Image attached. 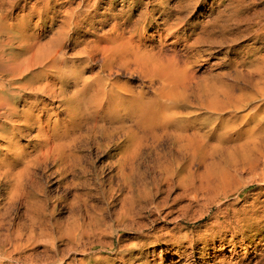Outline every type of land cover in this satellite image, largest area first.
I'll return each instance as SVG.
<instances>
[{
    "label": "rangeland",
    "instance_id": "1",
    "mask_svg": "<svg viewBox=\"0 0 264 264\" xmlns=\"http://www.w3.org/2000/svg\"><path fill=\"white\" fill-rule=\"evenodd\" d=\"M198 1L195 7L182 5L179 0H0V18L9 26L0 29V42L10 41L5 48L7 54L22 60L26 57L24 47L37 41L38 46L54 49L58 54L54 67L53 64L46 69L35 67L30 77L13 81L7 91L17 111L11 118L8 113L0 118V128L6 130L0 131V168L4 173L0 177V264H264V112L254 109L261 102L251 103L250 108L238 114V134L232 131L222 138L220 133L225 126L220 120H229V111L213 114L195 105L203 96L222 98V94L232 93L230 83L237 78V71L242 73L237 75L241 80L258 77L257 64L261 66L264 61L252 62L253 54L257 50L255 54H262L263 58L264 44L252 40L253 27L243 24L237 29L236 22L250 16L257 18L254 23H264V0H225L221 6L218 0ZM185 5L190 9L184 8ZM221 12L225 18L230 13L239 15L230 23L232 34L237 37L234 44L212 49L206 43L193 45L197 36L206 37L209 28L220 36L218 25L225 19ZM179 17L183 19L181 22ZM214 20L220 21L219 24H214ZM18 23L26 36L16 32ZM116 26L122 41L129 40L135 47L129 48V44L125 47L128 54L122 63L108 60L102 50L110 38L117 36ZM171 26L179 28L173 32ZM171 53L178 57L176 61ZM146 55H151V59ZM161 59L167 60L164 65ZM174 62H178L174 66L178 64L179 70L172 66ZM159 64L162 69L171 64L169 73L159 69ZM145 65L149 67L148 73ZM185 65L188 72L182 71ZM155 70L162 75H172L173 70L188 74L186 81L183 76L184 84L187 82L183 87L191 83L189 92L181 88L184 84L180 81L174 80L181 85L173 82L174 88L165 86L162 80L159 84L160 75ZM39 72L44 73L45 83L50 82L47 94L31 90L30 85L37 84L33 78ZM176 85L180 97L188 94L184 96L187 100L174 95ZM239 85L246 90L241 93L234 88L235 95L239 92L237 96L246 99L255 93L251 84ZM169 87L174 89L173 95ZM167 89L175 106L165 96ZM187 125L197 126L211 137L182 161L178 160L182 162L178 164L174 156L179 143L168 139L171 136L166 133ZM154 130L162 138L161 143L150 140ZM165 136H170L169 141ZM170 141L177 148L173 144L171 147ZM168 145L169 151L165 148ZM155 147L158 151L164 148L163 152L160 150L162 155L158 152L160 157L155 156ZM157 162L167 163L160 169ZM125 164L132 166L128 168ZM139 171H142L139 175L135 173ZM217 225H223V230L219 232ZM217 234L220 237L216 240Z\"/></svg>",
    "mask_w": 264,
    "mask_h": 264
},
{
    "label": "bare ground",
    "instance_id": "2",
    "mask_svg": "<svg viewBox=\"0 0 264 264\" xmlns=\"http://www.w3.org/2000/svg\"><path fill=\"white\" fill-rule=\"evenodd\" d=\"M42 1V0H41ZM46 2H47V0H45ZM49 1V0H48ZM138 1V0H137ZM160 1V0H159ZM180 2H181V4L182 3H185V4H188V5H190V6H192V5H195V7H197V5H198V3H199V1L198 0H179ZM235 1V0H234ZM56 2V1H55ZM150 2V1H149ZM179 2V3H180ZM218 4L221 6V5H223L224 3H225V0H218ZM231 2V1H230ZM236 2V1H235ZM51 3V2H50ZM155 3V2H154ZM161 3V2H160ZM47 4V3H46ZM156 4V3H155ZM158 4V3H157ZM163 4V3H162ZM231 5H232V3H230ZM236 4H238V3H236ZM54 5V4H53ZM149 5V4H148ZM183 5V4H182ZM181 5V6H182ZM188 5H185V7L184 8H186V9H190V7L188 6ZM229 5V4H228ZM230 5V6H231ZM233 5H234V3H233ZM232 5V6H233ZM35 6V5H34ZM33 6V7H34ZM97 6V5H96ZM230 6L228 7V8H230ZM13 7V6H12ZM32 7V8H33ZM45 7V6H44ZM43 7V8H44ZM135 7V6H134ZM155 7V6H154ZM160 7V6H159ZM183 7V6H182ZM25 8V7H24ZM46 8V7H45ZM73 8V7H72ZM180 8V7H179ZM49 9V8H48ZM52 9V8H51ZM137 9V8H136ZM150 9V8H149ZM181 9V8H180ZM183 9V8H182ZM225 10H226V8H224ZM234 9H236V10H238V8H234ZM233 9V10H234ZM242 9V8H241ZM240 9V10H241ZM10 10V9H9ZM35 10H37V9H35ZM66 10V9H65ZM96 10V9H95ZM150 10H152V9H150ZM149 10V12H151ZM154 10V9H153ZM224 10V11H225ZM228 10V9H227ZM235 10V12H237ZM75 11V10H74ZM94 11V10H93ZM144 12L146 11V10H143ZM142 11V12H143ZM165 11V10H164ZM168 11V10H167ZM243 11V10H242ZM32 12V11H31ZM57 12V11H56ZM55 12V13H56ZM76 12V11H75ZM169 12V11H168ZM230 12H231V10H230ZM35 13V12H34ZM38 13V12H37ZM39 13H40V11H39ZM141 13V12H140ZM218 13H220L219 11H218ZM222 13L223 12H221V16L222 17H224V15H222ZM226 13V12H225ZM228 13V12H227ZM231 13H233V12H231ZM230 13V15L229 16H227L225 19H223L222 18V21L221 22H223V24L220 22V21H218V22H220V24H221V26L220 25H218L220 28V33H219V37H217L216 36V33H215V31L214 30H211L210 28H209V33L208 34H205L206 35V37H199V36H197V39L195 38H193L194 40L193 41H195L196 40V43H194L193 42V45L195 44H197L198 46H199V44H205L206 43V45L210 48V49H212V48H214V47H219V46H230V45H232V44H234V42L236 41V39H237V37L235 36V35H233L232 33V31H231V27L230 26H232L231 24V20H232V18L233 17H238V16H234L235 14H231ZM246 13H247V11H246ZM65 14V13H64ZM63 14V15H64ZM72 14H74V13H72ZM144 14V13H143ZM224 14V13H223ZM248 14H250L249 12H248ZM254 14V13H253ZM252 14V15H253ZM61 15V14H60ZM141 15V14H140ZM147 15H148V12H147ZM237 15V14H236ZM2 16V15H1ZM32 16V15H31ZM82 16V15H81ZM143 16V15H142ZM145 17H146V15H144ZM143 16V17H144ZM219 16V15H218ZM248 16V15H247ZM28 17V16H27ZM78 17V16H77ZM119 17V16H118ZM148 17V16H147ZM217 17V16H216ZM39 18V17H38ZM116 18V17H115ZM114 18V19H115ZM166 18V17H165ZM218 18V17H217ZM221 18V17H220ZM220 18H218V19H220ZM147 19V18H146ZM176 19V18H175ZM178 19V18H177ZM179 19H180V21L179 22H181V17H179ZM178 19V20H179ZM216 19V18H215ZM217 19V20H218ZM255 19H257V18H251L250 16H248V17H246V16H244V17H241V18H239L238 20H237V22H236V26H237V29H239L241 26H243V24H245V25H247V28H248V25H250L249 27L250 28H252L253 27V29H252V31H253V36H252V40H255L256 42H257V44L258 43H260V44H264V23H261V22H257L256 21V23H254L255 22ZM8 20H9V18H8ZM63 20H65L64 18H63ZM67 20V19H66ZM78 20V19H77ZM107 20V19H106ZM117 20V19H116ZM167 20V19H166ZM172 20V19H171ZM177 20V21H178ZM183 20V19H182ZM216 20V21H217ZM6 21H7V19H6ZM43 21V20H42ZM93 21V20H92ZM91 21V22H92ZM108 21V20H107ZM157 21V20H156ZM173 21V20H172ZM176 21V22H177ZM185 21V20H184ZM183 21V22H184ZM215 20L213 21V23L214 22H216ZM234 21V20H233ZM0 29H4V28H2V27H6V26H8V25H6L5 26V24L4 23H2V22H4V20L3 19H1L0 18ZM9 22V21H8ZM23 22V21H22ZM68 22V21H67ZM71 22V21H70ZM77 22V21H76ZM80 22H82V21H80ZM144 22V21H143ZM218 22H216V23H218ZM6 23V22H5ZM14 23V22H13ZM29 23H30V21H29ZM29 23H27V24H29ZM73 23V22H72ZM75 23V22H74ZM118 23V22H117ZM164 23V22H163ZM171 23H173V22H171ZM174 23H175V20H174ZM178 23V22H177ZM216 23H214V24H216ZM231 23V24H230ZM234 23V22H233ZM8 24V23H7ZM103 24V23H102ZM121 24V23H120ZM125 24V23H124ZM139 24H140V22H139ZM139 24L138 25H134V26H139ZM142 24V23H141ZM145 24V23H144ZM165 24V23H164ZM179 24V23H178ZM184 24V23H183ZM219 24V23H218ZM235 24V23H234ZM253 24V25H252ZM19 25V23L17 24V26ZM68 25V24H67ZM90 25H91V23H90ZM130 25V24H129ZM148 25V24H147ZM181 25V24H180ZM20 26V25H19ZM19 26H18V29H15V30H17L16 32L19 34V32L20 33H22L23 34V32L22 31H20L19 30ZM45 26V25H44ZM79 26V25H78ZM128 26V25H127ZM132 26V25H131ZM169 26H170V24H169ZM179 26V25H178ZM181 26H183V25H181ZM180 26V27H181ZM217 26V25H216ZM255 26H257L258 28L256 29H254V27ZM9 27V26H8ZM25 27V26H24ZM120 28H122L121 26H119ZM146 27V26H145ZM172 27V26H171ZM177 29L179 28V27H177V26H175ZM212 27V26H211ZM214 27V26H213ZM234 27V26H233ZM246 27V26H245ZM22 28V27H21ZM28 28V27H27ZM112 28H113V26H112ZM111 28V29H112ZM126 28V27H125ZM134 28H136V27H134ZM139 28V27H138ZM167 28V27H166ZM165 28V29H166ZM173 28V32L176 30V28H174V27H172ZM216 28V27H215ZM246 28V29H247ZM249 28V29H250ZM13 29V28H12ZM24 29V28H23ZM70 29H72V28H70ZM69 29V30H70ZM80 29V28H79ZM89 29H90V27H89ZM127 29H129V28H127ZM126 29V30H127ZM141 29V28H140ZM139 29V30H140ZM144 29V28H143ZM168 29V28H167ZM175 29V30H174ZM218 29V28H217ZM28 30V29H27ZM153 30V29H152ZM183 30V29H182ZM186 30V29H185ZM242 30V29H241ZM125 31V30H124ZM132 31H133V29H132ZM132 31L130 32V33H132ZM141 31V30H140ZM161 31V30H160ZM167 31V30H166ZM171 31V30H170ZM200 31V30H199ZM203 31H205V29H203ZM218 31V30H217ZM250 31V30H249ZM8 32V31H7ZM10 33H12L11 31H9ZM33 32V31H32ZM67 32H69V31H67ZM114 32H115V34H117V36L114 38V39H112V38H110L111 40H110V42H108L109 44H107V45H105L104 47H103V53L106 55V58H108V60H115L116 62H119V63H122V61L124 60V59H126L125 58V55L126 54H128V52H127V50L125 51V47L129 44V48H130V46L132 47V49L133 48H135L130 42H129V40H123L122 41V38H121V34H119V29H118V26H116L115 28H114ZM126 32V31H125ZM129 32V31H128ZM138 32V31H137ZM163 32V31H162ZM161 32V33H162ZM172 32V33H173ZM207 32V31H206ZM246 32V31H245ZM27 33V35H28V32H26ZM77 33H78V31H77ZM107 33H108V31H107ZM205 33V32H204ZM243 33V32H242ZM1 34H3V33H1ZM17 34V35H18ZM33 34V33H32ZM104 34V33H103ZM112 34V33H111ZM133 34V33H132ZM167 34V33H166ZM201 34V33H200ZM199 34V35H200ZM16 35V34H15ZM23 35H25V34H23ZM105 35V34H104ZM103 35V36H104ZM108 35V34H107ZM133 35H135V34H133ZM138 35V34H137ZM154 35V34H153ZM161 35V34H160ZM1 36V35H0ZM8 36V35H7ZM12 36H13V34H12ZM26 36V35H25ZM35 36V35H34ZM34 36H32V37H34ZM169 36V34L167 35V37ZM201 36V35H200ZM6 37V36H5ZM14 37V36H13ZM21 37H23V36H21ZM36 37V36H35ZM105 37V36H104ZM123 37V36H122ZM164 37V36H163ZM166 37V38H167ZM181 37V36H180ZM193 37V36H192ZM1 38V37H0ZM7 38V37H6ZM158 38V37H157ZM3 39V38H2ZM22 39V38H21ZM38 39V38H37ZM1 40V39H0ZM6 40V39H5ZM15 40V39H14ZM28 40H30V39H28ZM34 40V39H33ZM109 40V39H108ZM136 40V39H135ZM192 40V39H191ZM95 41V40H94ZM160 41V40H159ZM164 41V40H163ZM103 42V41H102ZM161 42V41H160ZM9 43H10V41H9ZM9 43H4V42H0V118H1V116L2 115H6V113H8L9 114V116H10V118H11V115H13L14 114V112H16L17 110H16V106L14 105V103H12V101H11V99H10V97H9V94H8V89H9V87H10V85L12 84V82L13 81H15V82H18V80L19 79H25V78H27L29 75H31L32 74V71L33 70H35L36 68L35 67H37V66H39L41 69H46V66H48V64H53V67L57 64V60H58V54H56V52H55V50L54 49H50V48H45V47H43V46H38L37 45V43H40V41L38 42L37 41V43L35 42V43H29L26 47H24V49H23V52H25L26 53V57L25 56H23V57H25L24 59H22V60H16L15 59V57L16 56H14V55H12V54H7L6 52L8 51H6V49L5 48H7L8 47V45H9ZM137 43V42H136ZM171 43V42H170ZM199 43V44H198ZM254 43V42H253ZM13 44V43H12ZM162 44V43H161ZM185 44V43H184ZM201 44V45H202ZM19 45V44H18ZM77 45V44H76ZM79 45V44H78ZM101 45H103V44H101ZM136 45V44H135ZM182 45V44H181ZM190 45H191V43H190ZM202 45V46H203ZM11 46V45H10ZM9 46V47H10ZM87 46V45H86ZM98 46H99V43H98ZM143 46V45H142ZM163 46H165V45H163ZM180 46V45H179ZM188 46V45H187ZM15 47V46H14ZM13 47V48H14ZM138 47H141L140 45L138 46ZM159 47V46H158ZM161 47V46H160ZM159 47V48H160ZM26 48V49H25ZM97 47H95L94 46V49H96ZM145 48V47H144ZM168 48V47H167ZM192 48V47H191ZM194 48V47H193ZM199 48V47H198ZM9 49V48H8ZM86 49V48H85ZM91 49V48H90ZM93 49V50H94ZM98 49V48H97ZM196 49V48H195ZM251 49V48H250ZM19 50V49H18ZM101 50V51H102ZM135 50H137V47H136V49ZM162 50V49H161ZM173 50V49H172ZM193 50V49H192ZM252 50V49H251ZM97 51V50H96ZM132 51V50H131ZM130 51V52H131ZM175 51V50H174ZM186 51V50H185ZM11 52V51H10ZM22 52V51H21ZM160 52V51H159ZM162 52V51H161ZM165 52V51H164ZM189 52V51H188ZM188 52H187V54H188ZM194 52V51H193ZM251 52V51H250ZM14 53H15V51H14ZM98 53V52H97ZM99 53H101V52H99ZM255 53H257V50H254V60L252 61V62H260V59H262V61H264V57L263 58H260L261 57V55L259 54V56H257V54H255ZM140 54V53H139ZM168 54V53H167ZM171 54H173L174 56H172V57H175V61H176V58H178L177 56H175V54L174 53H171ZM16 55H17V52H16ZM19 55V54H18ZM29 55V58L27 59V56ZM141 55H142V52H141ZM250 55V54H249ZM21 56V55H20ZM145 56V55H144ZM147 56V55H146ZM149 56H151V55H149ZM149 56H147V58L149 57ZM104 57V56H103ZM142 57V56H141ZM172 57H170V58H172ZM17 58V57H16ZM20 58V57H19ZM133 58V57H132ZM143 58V57H142ZM141 58V59H142ZM146 58V57H145ZM146 58V59H147ZM150 58V57H149ZM149 58H148V60H149ZM154 58V57H153ZM152 58V59H153ZM155 58H157L158 59V56H156ZM162 58V57H161ZM251 58V57H250ZM151 59V58H150ZM157 59H156V64H158V62H157ZM165 59H166V57H165ZM108 60H107V62H108ZM130 60H132L131 58H130ZM148 60L146 61L147 63H148ZM171 60V59H170ZM173 60H174V58H173ZM173 60H171V62H173ZM249 60V59H248ZM256 60H258V61H256ZM143 62L145 61V60H142ZM151 61H153V60H151ZM151 61H149L150 63H152ZM160 61H162V59L160 60ZM164 61V60H163ZM162 61V62H163ZM165 61H167V60H165ZM164 61V62H165ZM238 61V60H237ZM246 61V60H245ZM244 61V62H245ZM124 62H126V61H124ZM141 62V61H140ZM142 62V63H143ZM154 62V61H153ZM161 62V63H162ZM164 62H163V65H164ZM178 62H181V61H178ZM178 62H174L173 63V67H174V69H178L177 68V66H178V64H177V66H176V68H175V66H174V64L176 65V63H178ZM106 63V62H105ZM185 63H188V62H185ZM238 63H240V62H238ZM247 63V62H246ZM264 63V62H263ZM114 64H115V62H114ZM152 64H154V63H152ZM151 64V65H152ZM236 64V63H235ZM261 64V63H260ZM133 65V64H132ZM131 65V66H132ZM141 65V64H140ZM147 65V64H146ZM146 65L144 66V67H146ZM151 65H149V66H151ZM245 65V64H244ZM130 65H128V67H129ZM148 66V65H147ZM161 65L159 64L158 65V67H159V69L162 67H160ZM166 66V68H167V64L165 65ZM170 67H171V64L169 65ZM186 66L187 65H185L184 66V68H183V66H182V71L184 72H188V71H186V69H188L189 70V68L187 67L186 68ZM254 66V65H253ZM134 67V66H133ZM138 70H140V69H142V68H138L137 66H135ZM140 67V66H139ZM144 67H143V69H144ZM170 67L169 68H167V69H164V67H163V69L161 68V70L163 71V70H166L167 72H168V69L169 70H171L170 69ZM172 67V68H173ZM255 67H256V64H255ZM126 68V67H125ZM149 67H146L145 69H147L145 72H149V69H148ZM155 68V67H154ZM157 68V67H156ZM179 68H180V64H179ZM191 68V67H190ZM247 68V67H246ZM251 68H252V66H251ZM119 69H121V67H119ZM123 69V68H122ZM152 69V68H151ZM184 69V70H183ZM249 69V68H248ZM247 69V70H248ZM257 69V70H256ZM255 70L256 71H258V72H256V74H257V76L258 77H255L254 79H249V81H247V80H241V77H238L237 75L238 74H240L239 73V71H237V69H236V73H238V74H236V77L237 78H232L234 81H230L229 83L231 84V86H232V93H228L227 92V95L226 94H222V95H224L222 98H220L219 96H214L215 94H213V98H212V96H211V98L209 97L210 95H208V97L206 96H203V97H205V99L203 98H201V100H197L194 104L195 105H199V107H201V108H204V109H207L208 111H210V112H212L213 114L214 113H216V114H222L223 112L224 113H226L227 111H229V114H230V118H229V120H224V118H220V117H218L219 119H221L220 120V123H222L225 127H224V131L223 132H221L220 134H221V138H222V135H224V136H226L227 135V133H230L229 135H231V133H232V131L233 132H236L237 134H238V132H237V130L238 129H240L239 127H238V122L240 121V119L238 118V114L241 112V110H247L248 108H250V105H251V103H256L257 102V100H259L260 102H261V105H258V106H255L254 107V109L256 110V112H258V113H261V112H264V64H262L261 66L259 65V63L257 64V68H256ZM38 70V69H37ZM175 70V72H174V70L171 72L170 71V73H172V75L170 74H159L160 73V70L159 71H157V70H155L160 76H158V74H157V76L159 77V79H160V81H159V79H158V77L156 78L160 83L159 84H161V80L163 81L162 83H165V86H166V84L169 86L170 85V87L172 86L171 84L174 82V80H175V82L176 81H180V82H182L183 84H184V81H186L187 79H186V77H187V75H183V73H177V71ZM179 70V69H178ZM193 70V69H192ZM254 70V71H255ZM151 71H153V70H151ZM154 71V72H155ZM166 71H164V72H166ZM190 71H191V69H190ZM251 71V70H250ZM253 71V70H252ZM169 73V72H168ZM190 74H192V72H189ZM250 73H253V72H250ZM255 73V72H254ZM155 74V73H154ZM155 74V75H156ZM242 74V73H241ZM240 74V75H241ZM154 75V76H155ZM161 75H162V77H161ZM194 75H195V73H194ZM193 75V76H194ZM244 75V74H243ZM247 75V74H246ZM245 75V76H246ZM255 75V74H254ZM148 76H149V74H148ZM151 76V75H150ZM185 77V80H184V77ZM190 76H192V75H190ZM193 76H192V78H193ZM196 76V75H195ZM242 76V75H241ZM252 76V75H251ZM30 77V76H29ZM44 77H45V75H44V73H42V72H39L37 75H36V77L35 78H33L34 80H36V85H30L31 87H33L31 90H32V92L34 91L36 94H39V93H41V94H47L48 93V91H47V88L49 87V84H50V82H47V83H45L44 82ZM161 77V78H160ZM247 78H249V76H246ZM188 78V77H187ZM244 78V77H243ZM29 79V78H28ZM32 79V78H31ZM152 79H154V77H152ZM195 79V78H194ZM246 79V78H245ZM49 80V79H48ZM47 80V81H48ZM150 80H151V77H150ZM182 80V81H181ZM184 80V81H183ZM189 80H191V79H188V82H190ZM21 81V80H20ZM23 81V80H22ZM27 81V80H26ZM50 81V80H49ZM152 81V80H151ZM154 81L155 80H153L152 81V83H154ZM174 82V83H175ZM180 82H177L178 83V85H179V87L181 86L179 83ZM191 82H193L192 80H191ZM234 82V84H232ZM21 83H23V82H21ZM177 83H175V84H177ZM187 83V82H186ZM186 83L184 84V85H182L181 86V88H183V90L185 89L186 90V92H187V88H188V85H191V83L190 84H187V87H183V86H186ZM194 83V82H193ZM227 83V82H226ZM240 83H244L245 84V86H247V85H252V86H254L255 88H253L254 90H255V93L252 95V96H248V98H246L247 96H245V98L246 99H244L242 96L241 97H239V96H237V94L239 93H237L236 95L233 93L234 91H233V89L234 88H238L239 90L238 91H240L241 93H244V90H246L244 87V89H242L241 87H240ZM17 85V84H16ZM55 85V84H54ZM162 85H164V84H162ZM178 85H176V91H177V89L179 88L178 87ZM29 86V87H30ZM56 86V85H55ZM161 86V85H160ZM163 87V89L164 88H166V87ZM225 85H223V87H224ZM229 86V85H228ZM169 87V88H170ZM173 87V86H172ZM248 87V86H247ZM250 87V86H249ZM51 88H52V86H51ZM54 88V87H53ZM56 88V87H55ZM55 88H54V90H55ZM174 88V87H173ZM180 88V89H181ZM227 88V87H226ZM19 89H21V88H19ZM57 89V88H56ZM162 89V88H161ZM162 89V90H163ZM171 89V88H170ZM170 89H167L169 92H167V95H165V96H169L168 95V93H170ZM22 90L25 92V88H22ZM49 90V89H48ZM58 90V89H57ZM172 90V89H171ZM174 90V89H173ZM171 91V93L172 92H174V91ZM182 90V91H183ZM223 90H225V91H228L227 89H225V88H223ZM252 90V89H251ZM253 90V91H254ZM50 91V90H49ZM178 91H180V90H178ZM178 91L177 92H174V93H172V95L174 94L175 96L178 94V96H179V98H182L183 97V99H185V95L188 97V92L186 93V94H184V96H182V97H180V93H178ZM182 91H181V93H182ZM249 91V90H248ZM248 91H246V92H248ZM29 92H31V91H29ZM164 92H165V90H164ZM230 92V91H229ZM249 92H251V91H249ZM51 93V92H50ZM224 93V92H223ZM28 94V93H27ZM26 94V95H27ZM60 94V93H59ZM183 94V93H182ZM250 94V93H249ZM29 95H30V93H29ZM34 95V94H33ZM163 95V96H164ZM171 95V94H170ZM216 95H218L217 93H216ZM251 95V94H250ZM31 96V95H30ZM41 96V95H40ZM55 96V95H54ZM178 96H176V97H178ZM32 97V96H31ZM35 97H36V95H35ZM39 97V96H38ZM45 97H47V96H45ZM167 97H165V98H167ZM20 98V97H19ZM23 98V97H22ZM30 98V97H29ZM40 98V97H39ZM170 100H172V97H168ZM190 98V97H189ZM199 98H200V96H199ZM24 99H26V98H24ZM173 99H174V96H173ZM176 99V98H175ZM178 99V98H177ZM188 98H186L185 100H187ZM191 99V98H190ZM168 100V99H167ZM180 100V99H179ZM179 100H177V101H179ZM194 100V99H193ZM17 101H19L18 100V97H17ZM27 101V100H26ZM28 101H30L29 99H28ZM169 101V100H168ZM173 101V100H172ZM170 102L172 105L174 104V101L173 102ZM176 101V100H175ZM176 101V102H177ZM39 102H40V100H39ZM41 102H42V100H41ZM182 103L181 104H183V101H181ZM185 102V101H184ZM188 102H189V100H188ZM188 102H185L186 104L188 103ZM26 104V103H25ZM32 104V103H31ZM39 104V103H38ZM43 104V103H42ZM46 104V103H45ZM170 104V105H171ZM176 104V103H175ZM180 104V105H181ZM190 104V103H189ZM192 104V103H191ZM194 104H192L191 106H193ZM18 105V104H17ZM28 105V104H27ZM27 105H26V107H27ZM44 105V104H43ZM76 105V104H75ZM167 105V104H166ZM169 105V104H168ZM171 105V106H172ZM31 106V105H30ZM173 106H175V105H173ZM253 106V105H252ZM25 107V108H26ZM164 107H167V106H164ZM184 107H187V106H185L184 105ZM24 108V107H23ZM28 108V107H27ZM31 108V107H30ZM38 108V107H37ZM200 108V109H201ZM43 109V108H42ZM172 108H170V110H171ZM2 110H4L5 112H2ZM167 110V109H166ZM35 111V110H34ZM169 111V110H168ZM172 111V110H171ZM171 111H169L170 112V114H171ZM20 112V111H19ZM33 112V111H32ZM46 112V111H45ZM22 113V112H21ZM49 113V112H48ZM172 113H174V111H172ZM34 114V113H33ZM47 114V113H46ZM25 115H27V114H25ZM172 115V114H171ZM171 115H169V116H171ZM224 115V114H223ZM15 116V115H14ZM14 116L12 117V118H14ZM18 116H19V114H18ZM22 116V115H21ZM39 116V115H38ZM168 116V115H167ZM173 116V115H172ZM174 116H175V113H174ZM218 116V115H217ZM250 116V115H249ZM248 117V115L246 116V118ZM20 118V117H19ZM22 118H23V116H22ZM25 118V117H24ZM172 118V117H171ZM171 118H169L168 117V119L170 120ZM241 118V117H240ZM252 118V117H251ZM27 119V118H26ZM167 119V120H168ZM175 119V118H174ZM213 119V118H212ZM243 119H244V117H243ZM21 120V119H20ZM23 120V123L22 124H25L24 123V119H22ZM216 120V119H215ZM27 121V120H26ZM25 121V122H26ZM29 121V120H28ZM34 121V120H33ZM19 122V121H18ZM31 122V121H30ZM176 122V121H175ZM17 123V121L15 120V124ZM166 123V122H165ZM168 123H170V122H168ZM20 124V123H19ZM19 124L16 126V127H18L19 126ZM27 124H29V122L27 123ZM39 124V123H38ZM3 125H5L4 123H3ZM31 125H32V123H31ZM165 125V124H164ZM167 125V124H166ZM40 126V125H39ZM43 126V125H42ZM221 126V125H220ZM13 127H15V126H13ZM34 127V126H33ZM166 127V126H165ZM171 127V126H170ZM197 127V126H196ZM192 128V126H191V128L189 127V125H187V126H184L183 128H176L178 131H176V129H174V128H172L173 129V131L175 132H171L170 131V133L168 132V133H166V135L168 134V135H170V136H167V137H170V138H168V139H171V138H173V140H171V141H175L176 143H179V147H178V153L174 156L173 154L175 153H173V154H169L170 156H174V157H176L175 158V160H183V157L185 158L186 156H187V154H190V152L192 153V152H194V149L196 148V146L197 145H199L200 147H202V144L204 143V144H206L207 143V140H208V136H210V135H207V133H205L206 131H201L199 128ZM23 128V127H22ZM26 128V127H25ZM19 129H21V128H19ZM34 129V128H33ZM170 129V128H169ZM24 130V129H23ZM27 130V129H26ZM49 130V129H48ZM167 130V129H166ZM203 130V129H202ZM0 131H6V130H4V129H1L0 128ZM12 131V130H11ZM33 131V130H32ZM39 131V130H38ZM155 131V130H154ZM214 131V130H213ZM216 131V130H215ZM221 131V130H220ZM8 132H9V129H8ZM151 132V131H150ZM162 132V131H161ZM164 132V131H163ZM165 132H167V131H165ZM164 132V133H165ZM209 132H211V131H209ZM20 133V132H19ZM39 133V132H38ZM37 133V135H38V137H39V134ZM50 133V132H49ZM48 133V134H49ZM156 133H157V131H155V133L153 134V135H151V137H150V140H151V138H152V140L154 139V140H159L158 141V143L160 142L161 143V140H162V138L160 137V135L158 136V135H156ZM145 134V133H144ZM148 134H149V132H148ZM159 134H160V131H159ZM162 134V133H161ZM210 134V133H209ZM226 134V135H225ZM42 135V134H41ZM40 135V136H41ZM215 135V134H214ZM5 136V135H4ZM36 136V135H35ZM1 137V136H0ZM9 137V136H8ZM45 137V136H44ZM141 137H142V135H141ZM146 137H147V139L149 138L147 135H146ZM166 137V136H165ZM167 137L166 138H164V139H166V140H168L167 139ZM211 137V136H210ZM209 137V138H210ZM2 138V137H1ZM40 138V137H39ZM159 138H161V140L159 139ZM6 139H7V137H6ZM9 139V138H8ZM41 139V138H40ZM133 139V138H132ZM135 139V138H134ZM136 139L138 140V138L136 137ZM139 139H141V138H139ZM143 139V138H142ZM163 139V140H164ZM9 140H11V139H9ZM136 140V141H137ZM144 140V139H143ZM149 140V139H148ZM149 140V141H150ZM151 140V141H152ZM153 140V141H154ZM6 141V140H5ZM140 141V140H139ZM151 141H150V143H151ZM169 141V140H168ZM170 141V143H171V145L173 144L174 145V143H172ZM144 142H146V139H145V141ZM157 142V141H156ZM149 143V142H148ZM165 143H166V141H165ZM169 143V144H170ZM208 143H210V141L208 142ZM139 144V143H138ZM146 144V143H145ZM152 144H154V143H152ZM157 144V143H156ZM156 144H154V146L156 145ZM166 144H168V143H166ZM144 145V144H143ZM148 145V144H147ZM150 145V144H149ZM161 145V144H160ZM173 145L171 146V147H173ZM139 146V145H138ZM151 146V145H150ZM149 146V148H147L148 149V151H149V149L151 148ZM159 146V145H158ZM163 146V145H162ZM142 146H140V148H141ZM148 147V146H147ZM167 147V149L170 147L169 145L168 146H165V148ZM170 147V148H171ZM200 147H198V148H200ZM203 147L205 148L206 146L205 145H203ZM173 148H177V145H176V147H175V145H174V147ZM173 148H172V150H173ZM204 148H202V149H200V150H203ZM139 149V148H138ZM153 149H156L157 150V148L155 147V148H153ZM158 149H162V148H158ZM166 149V150H167ZM197 149V148H196ZM195 149V150H196ZM160 150L158 151L157 150V154L155 155L156 157L158 156V157H160L162 154L160 153ZM171 150V151H172ZM177 150V149H176ZM193 150V151H192ZM151 151V150H150ZM163 151H164V148H163ZM162 150H161V152H163ZM168 151H169V149H168ZM167 151V152H168ZM175 151V150H174ZM156 152V151H155ZM154 152V153H155ZM158 152L161 154L160 156L158 155ZM197 152V151H196ZM195 152V153H196ZM200 152V151H199ZM152 153V152H151ZM165 153V155H166V152H164ZM171 153V152H170ZM195 153H193V154H195ZM186 154V155H185ZM193 154H191L192 156H194ZM142 155V157L144 156L143 154H141ZM141 155L139 156V157H141ZM149 155H151L150 153H149ZM148 155V156H149ZM153 155V154H152ZM66 156H67V154H66ZM135 156H137L136 154H135ZM164 156V155H163ZM162 156V157H163ZM168 156V155H167ZM166 156V157H167ZM173 156H172V158H173ZM190 156V155H189ZM191 156V157H192ZM196 156V155H195ZM194 156V157H195ZM64 157V156H63ZM62 157V158H63ZM151 157V156H150ZM152 157H154V156H152ZM161 157V158H162ZM191 157H189L188 158V160L191 158ZM135 158V157H134ZM146 158H148V157H146L145 156V160H146ZM161 158H160V160H161ZM169 158V157H168ZM171 158V157H170ZM171 158V159H172ZM193 158V157H192ZM136 159H138V158H136ZM166 159V158H165ZM165 159L163 160V161H165ZM187 159V158H186ZM185 159V160H186ZM139 160H141V159H139ZM150 160H151V158H150ZM152 160H155V159H153L152 158ZM157 160V159H156ZM159 159H158V161H160ZM173 160V162H176V161H174V159H172ZM184 160V161H185ZM127 161H129V160H127ZM133 157H132V163H133ZM142 161V160H141ZM162 161V160H161ZM166 161H167V159H166ZM168 161H169V159H168ZM178 161V164L179 163H182V162H179ZM137 162V161H136ZM139 162V161H138ZM153 162V161H152ZM169 162H171L172 163V161L170 160ZM0 163H1V160H0ZM127 163V162H126ZM129 163V162H128ZM131 163V162H130ZM131 163V164H132ZM135 163V162H134ZM141 163V162H140ZM153 163H155V162H153ZM161 164L160 166H161V168L158 166V168H160V169H162V166H163V164H166L165 162H163V163H161V162H157V164ZM186 163V162H185ZM131 164H129V166L131 167L132 165ZM139 164V163H138ZM152 164V163H151ZM158 164V165H159ZM175 164H177V163H175ZM126 165V164H125ZM137 165V164H136ZM141 165V164H140ZM184 165V164H183ZM127 167H128V165H126ZM152 166H156V165H152ZM123 167H124V165H123ZM122 167V168H123ZM130 167H128V168H130ZM136 167V166H135ZM164 167H165V165H164ZM121 168V169H122ZM157 168V167H156ZM157 168V169H158ZM168 168H169V166H168ZM175 168H177V167H175ZM182 168V167H181ZM124 169V168H123ZM122 169V170H123ZM132 169H134V168H132ZM160 169H158L159 171H160ZM136 170H139V168H136ZM136 170H133V171H136ZM180 170V169H179ZM12 171V170H11ZM11 171H10V173H11ZM124 171H126V170H124ZM176 171V170H175ZM121 172V171H120ZM123 172V171H122ZM127 172V171H126ZM125 172V173H126ZM142 172V171H141ZM140 171H139V173L138 172H135V173H137L138 175L141 173ZM6 173V172H5ZM14 173V172H13ZM131 173V172H130ZM130 173H129V175H130ZM133 173V172H132ZM134 173V174H135ZM145 173V172H144ZM143 173V174H144ZM1 174H4L2 171H1V168H0V177L2 178V176H1ZM6 174H8V172L6 173ZM142 174V175H143ZM120 175V174H119ZM123 175H124V173H123ZM175 175V174H174ZM126 176H127V174H126ZM125 176V178L127 179V177H128V180L130 179L131 180V178H129V176H127L126 177ZM8 178H10L11 176H7ZM7 177L5 176L4 178H6L7 179ZM13 177H15L14 175H13ZM12 177V178H13ZM121 178L123 177V176H120ZM131 177V176H130ZM11 178V179H12ZM18 178V177H17ZM16 178V179H17ZM124 178V179H125ZM134 179V178H133ZM132 181V180H131ZM8 182V181H7ZM124 182H125V180H124ZM9 183V182H8ZM12 183V182H11ZM10 183V184H11ZM125 183H127V182H125ZM131 183V182H130ZM128 184V183H127ZM126 184V185H127ZM17 185V184H16ZM130 185H132V184H130ZM128 186V185H127ZM131 188H132V186H131ZM16 191V190H15ZM12 194V193H11ZM16 198V197H15ZM130 209H131V207H130ZM133 209V208H132ZM130 211V210H129ZM134 211V210H133ZM132 212V211H131ZM131 212H129L130 214H132ZM8 214V212H7V210H6V212H5V214ZM134 213V212H133ZM101 219V218H100ZM103 219V218H102ZM105 220V219H104ZM98 221H100V220H98ZM103 221V220H102ZM6 222V221H5ZM105 222V221H104ZM127 222V221H126ZM101 223V222H100ZM129 223L130 222H128V225H129ZM99 224V223H98ZM101 225V224H100ZM103 225V224H102ZM128 225H125V226H128ZM98 226V225H97ZM116 226V225H115ZM124 226V227H125ZM132 226H133V224H132ZM218 226V228H219V232L220 231H222L223 230V228H224V226L223 225H217ZM94 227V226H93ZM100 227V226H99ZM98 227V228H99ZM122 227V226H121ZM123 227V228H124ZM258 227V226H257ZM117 228V227H116ZM129 228V227H128ZM130 228H131V225H130ZM261 228V227H260ZM136 229H137V227H136ZM139 229V228H138ZM43 230V229H42ZM97 230V229H96ZM81 231V230H80ZM98 231H100V229L98 230ZM115 231V230H114ZM116 231H117V229H116ZM86 232V231H85ZM217 232V231H216ZM16 234V233H15ZM47 234H49V233H47ZM47 234H46V236H47ZM60 234V233H59ZM78 234H80V233H78ZM16 235H18V234H16ZM43 235V234H42ZM45 235V234H44ZM50 236V234L48 235V237ZM52 236H53V234H52ZM62 236V235H61ZM61 236H58L59 238H61ZM87 237V236H86ZM216 237V240H217V238L218 237H220V236H218V234H217V236H215ZM51 239H52V237H50ZM76 239V238H75ZM52 240H54V241H57V240H55L54 238L52 239ZM59 240V239H58ZM75 243V242H74Z\"/></svg>",
    "mask_w": 264,
    "mask_h": 264
}]
</instances>
